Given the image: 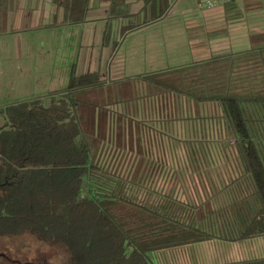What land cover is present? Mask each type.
<instances>
[{
  "label": "trees",
  "instance_id": "1",
  "mask_svg": "<svg viewBox=\"0 0 264 264\" xmlns=\"http://www.w3.org/2000/svg\"><path fill=\"white\" fill-rule=\"evenodd\" d=\"M54 4L69 23L84 24L89 15V0ZM246 66L255 73L248 85L244 76L231 84L225 73L215 83L211 70L200 74L196 67L143 76L165 93L222 108L216 149L242 175L233 179L229 201L208 210L203 209L208 204H185L144 188L146 178L139 173L120 177L99 164L109 138L107 112L90 95L106 85L100 73L80 74L74 65L68 89L2 105L0 241L55 250L59 264H154L152 256L165 251L264 236V64L254 55ZM47 97L51 103L45 106ZM98 113L104 114L102 126L100 118L95 122ZM190 152L197 160L211 150ZM0 264L15 263L0 259Z\"/></svg>",
  "mask_w": 264,
  "mask_h": 264
},
{
  "label": "crops",
  "instance_id": "2",
  "mask_svg": "<svg viewBox=\"0 0 264 264\" xmlns=\"http://www.w3.org/2000/svg\"><path fill=\"white\" fill-rule=\"evenodd\" d=\"M205 1L89 0L90 11L86 21L84 24H73L66 22L64 9L55 6L54 0H0V66L5 57L10 60L8 56L11 53L12 62L23 61V64L34 63L33 60L40 65L57 62L60 51L65 53V59L74 61L72 66L68 64L70 72L65 74L56 70L46 72L41 67L38 72L31 74L28 69L19 68L21 75L30 77V82L27 81L23 87L18 85L19 89L14 88L12 82L19 75L5 79L1 72L0 82H12V88L6 86L4 94L20 91L28 99H33L66 90L71 86L74 65L80 74H101L106 85L97 94L108 93L110 89L121 86L135 85L136 82L148 83L143 78L146 75L136 74L143 71L144 65L150 67L146 69H151L152 72L162 71L154 76L196 67L200 74L204 69L211 70L209 77L213 76L215 83L220 82L218 76L225 73L227 77H231V84L235 81L237 84L242 76L247 85L250 84L253 79L249 76L255 73L246 66L249 56L256 55L264 64V0H230L226 4L224 0H217V6L212 10L202 5ZM166 6H170L168 12L159 17V12ZM174 20L179 22L177 28L181 37L174 40L170 36L168 46L183 48L180 54L182 57L178 59L182 61V65L169 67L173 64L165 62L166 65L160 66L164 61L159 59V54L167 44L154 31ZM2 38L4 42L1 41ZM38 52L42 56L36 55L34 58L33 54H39ZM144 55L150 56L149 59L141 60ZM131 58L136 60L130 62ZM129 63L132 64L130 72L135 75L124 77L122 75H126ZM227 67L230 69L225 71ZM61 83L69 86L61 89ZM216 87L214 90L219 91ZM3 89L1 84L0 92ZM116 91H119L117 100L104 104L110 140L115 141L121 137V140L128 143L132 141L131 146L135 147L137 143H133V140H139L140 152L151 153L150 132L154 136L153 148L156 155L164 149L177 150L179 142L189 150L188 159L183 163L188 167V172H176L170 178L165 177L166 180L163 176H150L146 178V183L152 185L151 190L159 195L170 194L185 204L203 206L216 202L219 207L220 200L217 201V198L230 195L234 189L233 179L241 176L242 172L230 170L228 160L219 154L212 158L203 156L193 159L190 149L210 146L216 148L221 144V137L218 135L222 127L219 120L222 114L220 104H196L174 92L158 91L127 103L130 111L127 113L123 100H118L122 95L121 89ZM99 116L100 114L95 122L99 121ZM165 139L169 142L164 147ZM145 146L149 147L146 149ZM160 164V161L150 159L143 165L157 169ZM205 164L212 167L220 165L223 169L204 170ZM176 165H179V161ZM174 166L175 164L172 167ZM162 182L175 183L171 186L172 191L167 192L161 187L159 189L157 184ZM157 259L159 260L158 257ZM159 261L161 264L262 263L264 236L233 242L214 239L165 251L162 253V261Z\"/></svg>",
  "mask_w": 264,
  "mask_h": 264
},
{
  "label": "rangeland",
  "instance_id": "3",
  "mask_svg": "<svg viewBox=\"0 0 264 264\" xmlns=\"http://www.w3.org/2000/svg\"><path fill=\"white\" fill-rule=\"evenodd\" d=\"M179 22L174 20L171 21L163 26H161V28L159 29H155L154 32H156V35L159 36V38H161V40L163 39L165 41V43L167 44L166 48H161V54H159V59L163 60L164 63L161 64L160 66H164L166 65L165 62H170L173 65L171 66H176L177 65H182V61L178 60L179 58L182 57L181 51L183 50L182 47H177L174 48L173 47H169V38L170 36H172L174 38V40H178L181 36L178 34V26ZM3 40H1L2 42H4V38H2ZM9 52L11 53L12 51L9 50ZM60 57L59 60H57V62H45L43 64H39L36 62V60L33 62L34 63H22L23 61H18V62H12V53L8 56V58L10 60H7V58H4L3 63L0 66V73L2 74L3 77H6L5 79L9 78V76L15 77V75H19L18 78H16L15 81L13 82L14 88H18V85H21V87H23L24 84L27 83V81H29V76L28 77H24V75H21L19 68L21 69H28V72L31 74H34L36 72H38L39 67L44 68V70L47 71H54L56 70V72H62L63 74H65V72H67L68 70H70V67L68 66V64L70 66L73 65L74 61H68V59H65V57H63L65 55V53H63L62 51H60ZM39 54L34 53L33 57L35 58L36 55L37 56H42L40 52H38ZM44 54V52L42 53ZM47 55V54H46ZM150 56H142L141 60H146L149 59ZM134 59L136 60V58H131L130 62ZM142 61V63H143ZM30 62V61H29ZM83 63V62H82ZM130 66H128V68L126 69V75H122V76H130V75H135V73H131L130 68L132 64H128ZM95 66V61H93V68ZM117 66V65H116ZM69 67V68H68ZM142 68L143 71L142 72H137L136 74L139 75H148V76H154L157 72L160 73L162 71H157V72H152L151 69H146V68H150L148 66H143ZM174 69V68H171ZM171 69H169L168 71H171ZM137 71V70H136ZM27 72V71H26ZM70 71H68L69 73ZM28 78V80H27ZM3 79V78H2ZM139 80V79H138ZM153 80V78H151L150 82H146V83H139L136 82L135 85H126V86H121V88H117V89H121V97L118 100H123L124 104L126 105V108L128 110L129 108V102H133L136 98L142 97L143 95H147V94H154V93H158L162 92L161 89L159 90L158 87H156L153 83H151V81ZM48 81V80H47ZM55 81V80H54ZM12 82H6V81H2L0 82V85L3 84L4 89L3 92H0V107L2 105H6V104H12V103H16L17 101H28L30 99H28V97L26 95H24L22 92L20 91H16V93H10V95H5L4 94V90H6V86L10 89L12 87H10L12 85ZM30 82V81H29ZM43 82V81H42ZM71 85V84H70ZM141 85V86H140ZM61 89H64L65 87L69 86V85H60ZM20 87V88H21ZM117 89H110V92H106V93H101V94H97V92H94L91 96V101L93 102V104L95 105H102L105 103H113L115 102V100H117L116 96H118L117 94ZM164 91V90H163ZM165 92V91H164ZM32 99V98H31ZM51 103V99L49 97L44 99L43 105L48 106ZM129 103V104H127ZM127 113H130V111L128 110ZM103 119H104V114L101 113L100 116V121H101V126L103 124ZM150 129H148L149 131ZM120 132V131H118ZM121 133V132H120ZM118 133V135L120 134ZM139 139V138H138ZM163 139V138H162ZM170 139V138H169ZM184 139V138H182ZM181 139V140H182ZM149 140H150V148H152V152L151 153H141L140 149H139V140H133V143H137L136 147L132 144V141L130 143L124 140H121V137H119V139H116L115 141L110 140L109 138H107V140L102 143V146L100 148V153H99V159H100V165L107 167L108 169H110L112 172L114 173H118V175H120V177H125L128 178L130 176H133L137 173H139L140 175H142L144 178H149L150 176H163L164 180L165 177L170 178V176L176 172H186L188 170L187 166H184L183 163H185V160L188 159V148L184 145L181 144V142H179L176 146H177V150H162L160 151L157 155L155 153V150L153 148V143H154V136L153 134H151L149 132ZM179 140V141H181ZM163 141V140H162ZM165 141V142H164ZM163 141V145L165 147V145L169 142L168 140H164ZM180 144V145H179ZM231 146H233V144H230ZM149 147V146H147ZM147 147L145 146V148L147 149ZM210 150L211 152H209V158L211 157H215L217 154H219L217 152V149L214 146H210ZM232 153L235 154L234 150H230ZM205 154V153H204ZM207 154V153H206ZM150 155V156H149ZM208 156V155H206ZM234 156V155H233ZM235 161L237 162V158L236 156H234ZM150 159H154V160H158V162L160 161V167L159 168H152V167H148V166H144L143 164L145 163V161H149ZM179 161V165L177 166L176 163H178ZM175 164L174 167H172ZM205 168L204 166H202V168H204V170H216V169H223V166L220 165H216L214 167H212L210 164H205ZM190 171H192V168H189ZM184 170V171H183ZM188 172V171H187ZM175 184V183H174ZM174 184L170 183L168 184L167 182H162L160 184H157V187L163 188L165 191L170 192L171 190V186H174ZM144 188H152V185L147 183L146 186L144 185ZM172 191V190H171ZM230 196L225 197V196H220L219 198H217V201L220 200L218 203L220 205V203L224 206V204H226L229 201ZM218 205L216 204H208V205H204L203 209L204 210H208L209 208L212 207H217ZM57 255L58 253L55 250H47L44 248L39 247L37 244H30L29 247L27 248H21V246H19V243L15 240H6V241H0V259L4 260V261H10L12 263L15 264H59L58 263V259H57ZM157 257L159 258V260L162 261V254H158V256H156L155 254L152 256V262H154V264H161L160 261L157 259Z\"/></svg>",
  "mask_w": 264,
  "mask_h": 264
},
{
  "label": "built area",
  "instance_id": "4",
  "mask_svg": "<svg viewBox=\"0 0 264 264\" xmlns=\"http://www.w3.org/2000/svg\"><path fill=\"white\" fill-rule=\"evenodd\" d=\"M230 0H224V4L229 2ZM217 0H206L202 5L205 6L207 9L212 10L217 5Z\"/></svg>",
  "mask_w": 264,
  "mask_h": 264
}]
</instances>
